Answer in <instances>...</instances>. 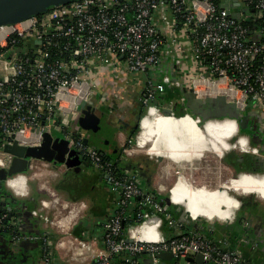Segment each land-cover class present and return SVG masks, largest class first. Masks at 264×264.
Wrapping results in <instances>:
<instances>
[{"label": "built area", "instance_id": "built-area-1", "mask_svg": "<svg viewBox=\"0 0 264 264\" xmlns=\"http://www.w3.org/2000/svg\"><path fill=\"white\" fill-rule=\"evenodd\" d=\"M240 1L258 11V39L248 36L242 15L232 17L216 0H74L0 27V169H7L13 158L6 145L36 146L44 132L54 129L64 134L70 149L103 171L117 196L114 213L102 224L103 245L92 249L83 239L72 241L92 253L90 264H111L119 252L126 253L122 264H141V254L150 258V264H195L188 258L197 254L203 264H251L238 247H228V237L217 241L196 227L201 217L187 212L191 226L179 222L158 197L159 190L142 189L134 172L114 171L109 159L71 130L80 111L92 104L97 68L120 66L121 61L129 71L146 74L168 60L179 72L146 81L145 113L154 106L167 116L188 115L198 125L200 117L183 105V94L178 101L159 103V95L169 86L191 90L202 99L224 95L241 111L251 102L264 117V0ZM189 60L196 68L183 67ZM34 160L29 169L38 167ZM18 175L6 179L14 193L9 181ZM171 190L168 195L174 205ZM47 206L41 200L32 214L54 224L44 213ZM7 216V208L0 206V229ZM164 221L169 234L164 232ZM46 238L45 233L41 263L53 264ZM161 252H170L171 259L163 261ZM72 259L76 258H67Z\"/></svg>", "mask_w": 264, "mask_h": 264}, {"label": "crops", "instance_id": "crops-1", "mask_svg": "<svg viewBox=\"0 0 264 264\" xmlns=\"http://www.w3.org/2000/svg\"><path fill=\"white\" fill-rule=\"evenodd\" d=\"M223 2L229 3L232 11L240 10L241 15L244 14L242 1H240V6L238 7L234 6L235 2L233 0H221V3ZM180 40H182V37H180ZM120 66H122V69ZM120 66L112 64L101 65L97 68L94 78L95 87L91 95V100H93L92 97L95 95L96 98L92 103H94L96 108L104 106L107 111L113 109L121 115V120L123 119L125 122H127L128 117L131 116L136 105L142 103L147 80H152L153 82L158 81L162 73L179 76V72H176L172 62L168 60L163 61L156 69L148 70L146 74L131 72L123 63ZM183 67L185 69L190 67L196 68V64L189 60L183 63ZM181 94L182 88L167 86L164 94L159 95V97L168 95L172 96V99L178 101ZM158 101L162 104L166 102L160 98H158ZM243 111L246 112L250 121L254 120L255 122L257 120L255 118H260V120L258 119L257 121L263 131L262 122L264 121V117L258 106L248 102ZM75 129L77 130V128L72 125L71 130L74 132ZM53 131L56 130L53 129ZM237 131L238 128L234 119H210L200 127L197 125L196 120L188 115L175 118L160 114L154 106H151L142 116L138 132L135 135L136 145L145 148L148 156L144 157L142 154H138L134 156L133 160L136 164L141 166L140 170L143 168L146 175H149L147 171L149 166L147 164L150 161L148 159L154 154L163 156L165 159L169 158L170 161H168L171 164L180 165L182 169L178 172L176 180L172 185V201L183 206L192 216L202 217V222L200 220L194 224H196V227L201 228L208 237L219 241L223 237L230 236L231 240L228 242V247H238L242 251L243 256L247 258L249 256L248 251L243 249L242 244L248 231L243 228L241 220L238 225L228 220L232 219L235 210L239 208L241 202L238 197H245L251 194L258 200H261L254 204V206H256L254 210L252 209V213L257 214L258 219L264 220V174H242L234 179L233 176H231L230 170L219 162L223 155L234 147L239 150H249L251 153L254 152L253 147H248L245 136L238 135L235 144L231 142V139L236 136ZM79 133V135H82L83 131ZM82 137L84 138L83 135ZM130 140L128 128L125 125L122 126V122H119L113 135L100 138L98 143H96L97 140H95V144H87L94 147L100 154L105 156L113 154L112 152L114 149L119 151L122 146L127 147ZM102 141L103 143H101ZM119 160H121L120 164L122 165V157H120ZM196 160L202 163L203 168L200 166L197 168L192 167L193 165L191 163ZM40 164L46 166V169L43 168L41 170H46L45 172L57 175L58 177L60 176L62 181H65V184L70 186L74 191L77 192L76 189H79L77 195L62 197L63 204H61V207L67 206L68 210L65 216L57 217L58 219L55 218L54 220L55 222L60 221L73 213L76 216L75 221L71 223L70 227L65 231L61 230L62 236L53 243V247L51 248L54 255L53 264H90L92 253L85 248H80L77 244L72 242L73 238L76 237L72 234V229L90 209H95V215L100 214L103 218V222L107 216L114 213L117 196L110 191L109 185L104 182L103 177V179H99L103 171L96 168L92 162H90V165L85 164L83 166L77 164L71 167L66 166L67 168L63 165L65 163L56 164L54 166L53 163L43 162L42 160V162H38V167ZM90 166H93L96 172L90 170ZM126 171L128 172V170ZM37 172L36 170L31 174L35 179L43 175L42 171ZM39 174L40 176H37ZM31 175L30 177L24 174L17 176V180H14L13 183L18 184V186L12 187L14 191L18 193L17 195L21 196L20 201L25 204V208L33 211L40 206L41 200L45 198H42V195H40V188H38V192H34V190L30 189V195H27L28 179H33ZM179 178L181 180L180 184H178ZM196 178H198V180H195ZM12 181L13 179L9 181V186ZM103 183H105V187ZM80 184L96 186L95 188L97 190L104 191L103 193L99 192V194L95 195V201H93L90 208L89 199H85L81 196L85 193L84 189L79 186ZM140 185L144 187L149 186L153 191H158L155 186H152L150 183ZM39 186H42V184ZM49 189L51 191H48V193L51 195H53L52 191H63L62 188L54 189L49 187ZM163 191V189H159L158 196L162 197L164 206L166 204L171 205L169 195H165ZM110 193L112 197H109ZM75 199L83 201L77 202ZM247 203H249V208L253 206L250 200H248ZM101 209H103V211ZM44 213L47 214L46 209H44ZM242 214H245L244 211ZM29 216L31 217V215ZM243 216L241 217L243 218ZM37 218L34 224L31 225L29 222L26 226V229L29 230L30 233L39 235V239H41L40 235L44 232H53L55 234L52 224L48 226V222H44L39 216ZM214 219L217 221L211 222ZM184 224L191 226V223L184 222ZM165 231V234H167V232H171V229L165 228ZM85 232L84 234L86 236L82 239L90 244L92 249H95L96 246L100 247L103 245L101 239L103 234L102 227H98L97 229L91 228L89 231ZM94 240L97 244H94ZM33 249L34 246L31 245V243L23 244V255L21 256L23 262L21 264H42L41 257L38 260L32 259L34 255H31V250ZM70 255H73L76 259L68 261L67 258ZM146 257L147 255L144 254L143 258ZM251 258L254 259V264H258L257 259L253 255ZM141 259L142 258H140V260Z\"/></svg>", "mask_w": 264, "mask_h": 264}, {"label": "flooded vegetation", "instance_id": "flooded-vegetation-1", "mask_svg": "<svg viewBox=\"0 0 264 264\" xmlns=\"http://www.w3.org/2000/svg\"><path fill=\"white\" fill-rule=\"evenodd\" d=\"M96 96L93 95L92 99L95 100ZM92 100V101H93ZM93 110V112L97 116L106 115L107 121L111 123L113 128H117L119 125V122H122V126H126L129 130L130 137H134L136 133L138 132V125L136 127V124L139 123V120L137 119L138 116H142V112L144 109V106L142 103H139V105H136V108L133 110L131 116L128 117L127 122H125L123 119L121 120V115L116 111L112 110H106L103 107L96 108L94 103L89 106ZM181 110V107L179 105L175 106V111L178 112ZM220 110L218 109H211L209 115L213 119H221L222 117L218 116L220 114ZM242 116L246 114L245 111H241L240 113ZM82 115V112L80 111V114L77 116ZM120 115V116H119ZM242 116L237 117V121L239 122L242 118ZM73 123L74 127L77 128V130H74V134H80L79 132H82L78 126L76 125V120ZM259 119L260 118H255ZM248 120L247 124L245 125L244 129H240L238 127V131L235 137L231 139V142L235 144V141L237 140V136H245L247 139V145L248 147H256L257 154L249 152V150H239L236 147L232 148L231 150L227 151L223 157L220 159V163L226 166L230 172L231 176L236 177L238 173L240 172H252V173H264V129L261 130L258 121ZM204 120L202 117H200V120L198 122V126H202L204 123ZM117 124V126H116ZM115 131L108 132L106 137H109L114 134ZM62 137H64V134L61 132ZM84 137L88 138V143H94L95 140L96 143H98L99 138H92L88 133L83 132L82 134ZM103 137V138H106ZM103 143V141L101 142ZM126 147L122 146V148L119 151H116V149L113 150V154L111 155H105L107 159L111 162L113 166H116L120 169V171H126L131 170L132 172L137 174V178L140 182V184H147L150 183L151 185L155 182V176L160 175L159 173L161 171H164L169 175V177L172 178V185L174 181L176 180L178 172L181 171L180 165L171 164L167 159H165L163 156L154 154L149 157V163L147 164L150 169V174L152 175L150 178L147 177L148 175L145 174L143 171V168L140 170L141 166L136 164L134 160H127L128 155L126 154ZM119 152V155H118ZM122 157V165L120 164L119 158ZM80 157V164L85 165V162L88 160L87 165H90V160L84 156ZM105 157V158H106ZM38 162H42V160H34ZM73 161L70 159L66 160V163H72ZM194 168L202 167V163L199 160L193 161L191 163ZM38 165V164H37ZM66 167V164H63ZM52 166V164H51ZM58 166V165H57ZM67 168V167H66ZM203 168V167H202ZM29 170V168H28ZM136 170V171H135ZM148 171V168H147ZM28 172V171H27ZM149 173V172H148ZM104 174L99 176V179ZM168 177V178H169ZM195 180H198L196 178ZM58 181V180H56ZM56 181H50L48 186L57 189V186H59V183H56ZM156 183V182H155ZM30 182H27V195H30ZM81 188L84 189V193L81 196L84 198H88L90 201V206L95 201V195L99 194V192L103 193L104 191L97 190L96 186H86L85 184H80ZM155 188L157 190L164 189L165 186L162 185H155ZM26 195V196H27ZM43 196V195H42ZM245 197L247 200H244ZM245 197H238L240 199V205L235 210L234 215L231 220H228L229 222H232L233 224L238 225L241 220V224L244 229L248 231V234L246 235L245 239L243 240V249L245 251H248L249 256L247 259L254 264L253 258L251 256L253 255L257 259L258 264H264V220L258 219V215L255 213H252V209H255L254 204L258 203L261 200H258L254 195H248ZM253 197V199H251ZM43 198V197H42ZM21 196L14 193L10 188H8V185L6 183V180L0 181V206L7 208L8 210V216L4 222V227L0 229V264H21L23 262V258H21V253L23 255V244L31 243V245L34 246V249L31 250V255L33 256V260H38L42 254L44 249V244L42 239H39V235L30 233L29 230L26 229L27 224L30 222L31 225L36 222L38 219V216H34L32 213V210H28L25 208V204L20 201ZM250 200L253 203L252 207H248L247 201ZM178 204H171L172 214L176 216V219H178L179 214L184 210L187 214L188 211L185 210L183 206L177 207ZM251 206V205H250ZM254 207V208H253ZM249 208V210H248ZM89 210V209H88ZM244 211L245 214H242ZM31 215V217L29 216ZM244 215V216H243ZM189 215H187L188 218ZM243 216V218L241 217ZM251 216V217H250ZM256 216V217H255ZM36 218V219H35ZM202 218V217H201ZM203 219V218H202ZM205 219V218H204ZM213 222L217 221L216 219L212 220ZM211 221V222H212ZM227 222V221H226ZM79 223V222H78ZM27 230V231H25ZM37 231V230H35ZM47 234L46 243L49 248L53 247V243L55 240V234L44 232L40 236ZM32 236L33 238L30 239L29 237ZM227 237V236H226ZM28 238V239H27ZM228 242L231 240L230 236H228ZM233 239V238H232Z\"/></svg>", "mask_w": 264, "mask_h": 264}, {"label": "water", "instance_id": "water-1", "mask_svg": "<svg viewBox=\"0 0 264 264\" xmlns=\"http://www.w3.org/2000/svg\"><path fill=\"white\" fill-rule=\"evenodd\" d=\"M74 0H0V27L5 24H13L24 19H27L33 15H37L46 11L51 7L68 3ZM234 6H240L239 0H233ZM221 6L224 7L228 14L236 19H240L241 11H232L229 3L223 2ZM20 51V49H19ZM182 94L184 97L183 105L193 114L202 117L204 120L213 119L208 112L211 109L220 110L218 116L221 119H234L237 128L244 129L248 122V115H241V109L237 103L229 102L224 95H218L215 97L199 98L194 95L191 90L182 88ZM82 115L76 120L78 128L88 133L92 138L106 137L108 132L116 131L115 128L107 121L106 115L97 116L89 106L81 110ZM242 116L238 122L237 117ZM180 118V117H176ZM139 123L136 127L140 126L142 116L137 118ZM247 121V122H246ZM43 140L36 146H23L14 142L11 145L5 146V151L13 155L10 166L7 169H0V181L6 180L8 177L16 174H26L29 168L30 160H43L48 163L56 164L65 163L66 166L71 167L80 164V155L76 150L68 147V140L62 137L60 131L56 132H44ZM88 138L84 137L83 142L88 143ZM70 159L72 163H66V160ZM85 164H89L88 160ZM242 174H264V173H252V172H240L234 179L238 178ZM105 178V175L102 176ZM101 179V178H100ZM235 197V196H234ZM178 205L177 207H179ZM165 207L168 210H172L170 204H166ZM179 222H188L186 212L183 210L177 219ZM213 222V221H212ZM22 256V253H21ZM158 256L163 260H170L172 255L170 252H161ZM189 261H193L195 264H203L202 255L197 254L194 258L189 257ZM141 264H150V258L142 260Z\"/></svg>", "mask_w": 264, "mask_h": 264}, {"label": "rangeland", "instance_id": "rangeland-1", "mask_svg": "<svg viewBox=\"0 0 264 264\" xmlns=\"http://www.w3.org/2000/svg\"><path fill=\"white\" fill-rule=\"evenodd\" d=\"M243 19H248V16L246 14H243L242 15ZM121 63H123V61H121ZM194 63V62H193ZM120 68L122 69V66H120ZM145 111V108L143 109V112H142V115H144V112ZM53 132H56V131H53ZM131 140L130 142H128V145L126 147V151H128L129 153L128 154V158L127 160H133L134 159V156L136 155H140L142 154L144 157H147V153H146V149L145 148H139L136 146V138L135 136L133 137H130ZM167 160L170 161L169 158H167ZM46 169V166L40 164L39 167H34L32 169H29L28 172L26 173V176L30 177V175L35 172L36 170L37 171H42L43 175H37V176H40L38 177L37 179H28V182H30V189L34 190V192H38V188H40L41 190V194L43 195L42 197L45 198V199H42V200H45L47 201L48 203V206L46 207V210H47V215L49 217V220H55V218L57 217H62V216H65V213L67 212L68 210V207L67 206H63V208L61 207V204L62 203V197L63 196H67V197H71V196H74V195H77L79 193V189L77 188V192L74 191L73 189L70 188V186L66 185L65 184V181H62V179L60 178V176L58 177L57 175H52L51 173H47L45 172L44 170H41V169ZM90 170H93L96 172L95 168L93 166H90ZM148 172H149V177L152 176L150 174V169L148 168ZM128 173H132L131 170H128ZM160 175H157L155 176V182L152 184V186H155V185H162V186H165V188L163 189L164 191V194L165 195H168L170 189L172 188V178L173 177H169V175L164 171H161L159 173ZM31 177H33L31 175ZM169 177V178H168ZM58 180V181H56ZM50 181H56V183H59V188H62L63 191H59V192H55V191H52L53 195H51L50 193H48V191L50 192L51 190L49 189L50 186H47ZM42 186H39L41 185ZM181 183V180L180 178L178 179V184ZM44 185V186H43ZM95 185V184H94ZM103 186L105 187V183H103ZM179 187V186H178ZM181 188V186H180ZM46 190V191H45ZM173 196V195H171ZM52 198V199H51ZM247 198L249 197H245L244 200H247ZM86 199V198H85ZM215 199V198H214ZM251 199H253V197H251ZM77 200V202H82L83 200H80V199H75ZM229 200V199H228ZM236 211H238L236 209ZM239 212V211H238ZM87 214H84V216L82 217V219L86 218ZM58 219V218H57ZM200 220H203V219H200ZM199 220V221H200ZM202 222V221H201ZM204 223V221H203ZM58 222H55L54 224H52L53 226V229H54V232H55V241H57L61 236H62V233H61V229L63 227H61L60 225H58ZM48 226H51L50 224H48ZM54 250V249H53Z\"/></svg>", "mask_w": 264, "mask_h": 264}, {"label": "trees", "instance_id": "trees-1", "mask_svg": "<svg viewBox=\"0 0 264 264\" xmlns=\"http://www.w3.org/2000/svg\"><path fill=\"white\" fill-rule=\"evenodd\" d=\"M217 1H221V0H216V2ZM244 9H243V13L244 14H246L247 16H248V19H243V17H242V19H241V22H242V24L244 25V26H246L247 27V29H248V31L250 32V34H248V36L250 37V38H257L258 39V36L257 37H255L256 36V34H257V32H256V30H258L259 29V26H260V18H259V14H258V11L257 10H255L252 6H245V7H243ZM160 99H162L163 101H168V100H170V99H172L173 97L172 96H168V95H164V96H160L159 97ZM180 113H182L181 112V110L180 111H178L177 112V114L179 115ZM103 157H106V156H104V155H102ZM107 158V157H106ZM114 167V171H116L117 173H120L121 171H120V169L118 168V167H116V166H113ZM102 173V172H101ZM104 174V173H103ZM104 182L108 185V183H107V181L105 180V178H104ZM60 186H57V189H61V188H59ZM140 187L142 188V189H144L145 191H147V192H153V190L148 186H146V187H144V186H141L140 185ZM40 194V193H39ZM38 194V195H39ZM40 195H42V194H40ZM109 197H112V194L110 193L109 194ZM160 199H162V197L161 196H158ZM102 211H103V209H101ZM95 209H90L89 211H88V213H87V216H86V218H84V219H81V221L72 229V234L74 235V236H76V237H78V238H85V234L84 233H86L85 231H89L91 228H95V229H97L98 227L100 228V227H102V224H103V222L108 218V216L106 217V219L102 222V216H100V214H96L95 215ZM171 214H172V212H170ZM172 216L174 217V218H176V216L174 215V214H172ZM93 225H94V227H93ZM162 225H163V229H164V232H166L165 231V228H166V226H165V221L162 223ZM102 229H103V227H102ZM167 229V228H166ZM89 234H90V232H89ZM167 234H169L168 232H167ZM143 255L144 254H141L140 256V258H142L141 259V262H142V260L143 259H145V258H143ZM126 256V253L125 252H119V253H117V254H115L113 257H112V260H111V264H122V262H123V259H124V257ZM251 263V262H250ZM252 264V263H251Z\"/></svg>", "mask_w": 264, "mask_h": 264}, {"label": "bare ground", "instance_id": "bare-ground-1", "mask_svg": "<svg viewBox=\"0 0 264 264\" xmlns=\"http://www.w3.org/2000/svg\"><path fill=\"white\" fill-rule=\"evenodd\" d=\"M137 146V145H136ZM137 147H139V148H141L140 146H137ZM39 172V171H38ZM37 172V173H38ZM19 175H21V174H19ZM18 175V176H19ZM40 175V174H39ZM33 179H34V177H33ZM14 180H17V177L15 178V179H13V181H12V183L10 184V186L12 185V186H18V184H14L13 182H14ZM75 218H76V216H75V214L73 213V214H71L69 217H67V218H63V219H61L60 221H57L58 222V224L61 226V227H63L62 228V230L63 231H65V230H67L69 227H70V225H71V223L73 222V221H75ZM61 243V242H60Z\"/></svg>", "mask_w": 264, "mask_h": 264}]
</instances>
